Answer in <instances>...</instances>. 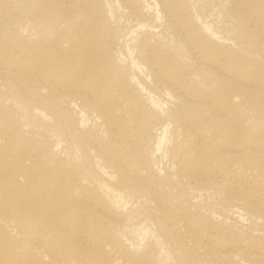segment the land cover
<instances>
[{
    "label": "bare ground",
    "instance_id": "bare-ground-1",
    "mask_svg": "<svg viewBox=\"0 0 264 264\" xmlns=\"http://www.w3.org/2000/svg\"><path fill=\"white\" fill-rule=\"evenodd\" d=\"M0 264H264V0H0Z\"/></svg>",
    "mask_w": 264,
    "mask_h": 264
}]
</instances>
